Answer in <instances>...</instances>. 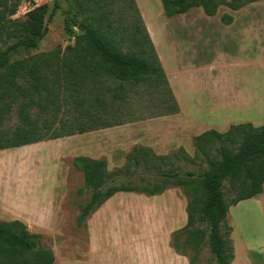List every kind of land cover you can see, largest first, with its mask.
<instances>
[{"label": "trees", "instance_id": "obj_1", "mask_svg": "<svg viewBox=\"0 0 264 264\" xmlns=\"http://www.w3.org/2000/svg\"><path fill=\"white\" fill-rule=\"evenodd\" d=\"M166 19L200 8L208 17L220 7L237 12L259 0H159ZM66 13L72 45L9 62L18 49L35 50L44 38L60 0L26 13L22 37L0 50V150L81 135L139 121L124 115L130 87L160 89L163 110L155 117L173 116L179 106L160 64L135 0H122L132 24L113 27L106 13L108 0H73ZM17 5L0 0V39ZM80 17V24L75 18ZM118 22L120 19L117 18ZM224 14L221 22L229 25ZM72 27H80L74 35ZM16 115V123L5 127ZM194 156L183 148L157 155L134 146L124 164L111 171L104 158L75 157L71 165L82 174L87 201L80 207L77 226L117 193L161 195L179 188L186 198V224L171 235L177 254H189L195 264L205 244L213 264L233 261L232 228L226 225L231 207L262 193L264 184V125H231L224 133L208 130L192 140ZM198 162V163H197ZM183 163L195 165L185 169ZM19 220L0 221V264H54L53 252Z\"/></svg>", "mask_w": 264, "mask_h": 264}, {"label": "rangeland", "instance_id": "obj_2", "mask_svg": "<svg viewBox=\"0 0 264 264\" xmlns=\"http://www.w3.org/2000/svg\"><path fill=\"white\" fill-rule=\"evenodd\" d=\"M5 1L8 5H17V11L8 18L7 28L0 39V50L22 37V25L26 20L27 12L41 5H46L50 11L53 6V0ZM60 3V10L49 23H46V34L37 49H18L10 54V63L48 53L57 47L63 50L67 45L73 44L74 38L68 32L66 13L73 11L75 4L73 0H60ZM137 5L144 13L147 23L159 35L161 49L170 65L173 48L177 49L179 55L190 65V72L186 69V73H189L185 76L182 74L180 78L181 88L184 89L186 97L190 95L197 100L202 98V101L204 100L202 105L205 102L209 106L226 105L228 114L233 112H238L240 115L254 114L264 122V0L251 3L237 12L220 7L215 16L208 17L200 9H192L172 19L163 16L159 0H138ZM106 7V13L113 21V27L132 24L131 12L123 9L122 0H108ZM224 14L232 17L234 26L217 25ZM80 20V17L75 18L77 24H80ZM195 22L201 23V26H198L200 29L177 28V25L184 26ZM72 30L74 35H80L82 31L78 27H72ZM160 92L154 84L130 87L126 90L124 115L129 119L138 117L140 120L99 130L93 137L75 138L73 144L91 145L94 150L88 154L98 159L104 158L109 170L121 167L125 156L134 146L148 147L157 155H167L183 148L193 157V139L191 142L185 139L178 121L170 120L168 116L155 117L164 109L160 101ZM212 110L214 108L202 110L200 114L198 110L197 115L199 118L208 117V112H213ZM184 113L189 123L188 127L194 134L209 128L194 124L187 104ZM206 121L201 117L197 122L202 125ZM15 123L16 115L13 113L5 127H12ZM49 147L32 144L16 149L0 150V221L19 220L26 225L30 233L40 234L41 243L54 254V264H150L154 255L147 252L111 253L112 248L110 253L105 252L108 249L107 246L103 247L106 230L97 226V231L92 233V214L81 226H77L79 209L87 201L89 193L88 191H83L81 195L77 193L83 187L82 177L81 182L78 180L75 186L70 184L67 190L61 185L52 189L51 180L55 176V169L60 175L61 170L70 167L71 161L69 158L53 157L54 152H50ZM182 165L185 169L196 167L190 163ZM170 189H175L170 195L177 193L180 209L185 208L187 201L180 189ZM136 197L149 196L136 193L114 196L115 203H123L122 206L116 207V222L117 224L124 222V225H128V231H125L128 236L133 234L131 230L133 227L136 226L141 233L149 222H153L143 211L139 212L144 205L139 206L138 203L124 200ZM257 215L238 221L241 231L246 236L249 235L247 239L252 245H256V252L257 245L264 247V216ZM229 224L227 219L226 225ZM156 226L161 228L159 219ZM182 227L183 225L180 229ZM237 238L235 236L234 240ZM236 242L240 256L241 247L238 241ZM177 255L182 261L181 264H188L189 254ZM213 262L214 257L205 244L195 264H213Z\"/></svg>", "mask_w": 264, "mask_h": 264}, {"label": "crops", "instance_id": "obj_3", "mask_svg": "<svg viewBox=\"0 0 264 264\" xmlns=\"http://www.w3.org/2000/svg\"><path fill=\"white\" fill-rule=\"evenodd\" d=\"M136 4H138V0H135ZM160 2V1H159ZM139 5H137L138 7ZM139 12L141 11V16L143 18L146 30L149 34V37L155 47L156 54L160 61V64L164 70L168 83L170 85L173 96L179 106V113L173 116H168L170 120H176L179 123L180 130L182 134L185 136V139L189 142L195 137L200 135L201 133L208 130H215L219 133L226 132L231 125L250 123L253 126H261L264 125L263 119H260L259 116L254 114L244 113L239 114L238 112H233V114H228L226 111V105L224 107L221 104H213L207 105L202 98L198 100L195 97H186L184 89L181 88V79L183 76L187 75L190 72V65L188 62L184 61L185 59L179 55V51L173 48V56L170 63L166 60L165 53L161 49L159 35L156 31L147 23L146 17L142 10L138 7ZM199 10L200 8H196ZM201 10V9H200ZM202 11V10H201ZM203 13V11H202ZM223 24L226 27L234 26V22L229 25H226L220 21L217 25ZM169 26V25H168ZM201 26V23H191L189 25H177L178 29H198ZM200 29V28H199ZM186 69L189 71L186 73ZM188 105V109H190V117L193 120L195 125L198 126H207L206 130L199 132V134H194L191 131V128L188 127L189 123L186 121L184 109L185 105ZM213 112H208V117L200 116L205 118L207 121L205 124L200 125L201 123L197 122L200 118L197 115L198 110L200 112L206 111L208 109H212ZM198 117V118H197ZM196 119V120H195ZM175 127V126H174ZM222 128V129H221ZM95 132L85 133L81 135H75L71 137L61 138L57 140H51L47 142H40L37 144L43 146H50V152H54L53 157H64L69 158L70 161L75 157L84 156L89 157L91 159H98L92 157L88 154V152L93 151V147L89 144L85 143H75L73 144V140L75 138H86L93 137ZM78 140V139H77ZM108 168V167H107ZM53 169V168H52ZM109 170V169H108ZM111 171V170H109ZM55 176L51 180L52 189H56L58 185H61L63 189H68V186H75L76 182L79 180L81 182L82 174L76 171L72 165L68 167L66 170H61L60 175L57 174V170L55 169ZM53 175V172H51ZM175 189H168L163 192L161 195L149 196V197H136L135 199L125 198L124 200L132 203H138L139 206H143V211L145 216L152 219V223H148V226H145V229L140 230L136 227H130L133 234L128 236L125 234V231H128V225H124V222L121 224H117L116 222V207H120L123 205L122 202L115 203L114 196L124 195L126 193H117L110 199H108L101 207H99L96 211L92 213V233H95L97 230V226L101 228H105V243H103V247H108L106 251L110 253L111 249L113 252H147L151 255H154L151 258L150 264H181L182 261L180 257L174 252V250L169 246L170 236L173 232L180 229L181 225L183 227L186 224V212L185 208L180 209V200L177 197V193L173 196L170 195L171 192H174ZM178 192V191H175ZM179 194V192H178ZM184 198V197H183ZM186 207V204L184 205ZM120 212V209H118ZM258 214L259 216H264V184L262 187V193L251 198L249 200H244L239 202L236 206L231 207L229 209L227 219L229 220V225L232 228L231 240L233 245V261L231 264H264V247L262 245H252L250 240H248L247 236L243 231H241V225L238 224V221H242L243 219H248ZM123 215V214H121ZM257 215V216H258ZM157 219L161 221V228L156 226ZM125 221V220H124ZM182 227V228H183ZM157 228V229H156ZM243 232V233H242ZM253 234V233H249ZM127 235V236H126ZM238 237L237 240L234 238ZM253 235H251L252 238ZM238 241L241 247V259L238 255L237 251V242ZM135 249H134V248ZM104 250V249H103ZM159 253V255H157ZM256 254V255H255ZM157 255V256H156ZM256 258V259H254ZM184 262V261H183Z\"/></svg>", "mask_w": 264, "mask_h": 264}, {"label": "water", "instance_id": "obj_4", "mask_svg": "<svg viewBox=\"0 0 264 264\" xmlns=\"http://www.w3.org/2000/svg\"><path fill=\"white\" fill-rule=\"evenodd\" d=\"M78 29H81L80 27H78Z\"/></svg>", "mask_w": 264, "mask_h": 264}]
</instances>
